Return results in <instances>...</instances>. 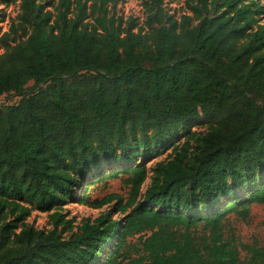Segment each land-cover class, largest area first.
I'll list each match as a JSON object with an SVG mask.
<instances>
[{
  "label": "trees",
  "instance_id": "obj_1",
  "mask_svg": "<svg viewBox=\"0 0 264 264\" xmlns=\"http://www.w3.org/2000/svg\"><path fill=\"white\" fill-rule=\"evenodd\" d=\"M119 1L19 0L6 28L0 7V264H264L224 233L264 204V0ZM108 179L126 193L91 198Z\"/></svg>",
  "mask_w": 264,
  "mask_h": 264
},
{
  "label": "rangeland",
  "instance_id": "obj_2",
  "mask_svg": "<svg viewBox=\"0 0 264 264\" xmlns=\"http://www.w3.org/2000/svg\"><path fill=\"white\" fill-rule=\"evenodd\" d=\"M185 1L186 0H164L165 8L170 13H175L176 16L179 17L185 11ZM0 7L5 8L6 14L3 17L4 21L1 24L4 28H6L9 19L16 17L19 12V0L16 2H10L8 5L3 3V0H0ZM116 11L125 17H136L139 22H143L146 15L142 0H120L116 5ZM262 21L264 22V18ZM18 99L19 97L13 94H3L0 96V106L15 103ZM190 127L192 131L197 133H202L206 130V124L202 120L191 121ZM170 149L171 147H168L154 158L148 159L146 164H151L156 160L165 158L170 152ZM147 184L148 181L145 183L144 187H146ZM83 187V183L80 184L78 188L79 193L82 191ZM88 191L91 198H100L111 192L125 194L126 188L123 187L119 179H108L106 181H100L96 184L89 185ZM63 208L64 212L68 214V218H73L74 222L78 223L82 218H95L109 207L105 205L101 208H93L88 205L72 201L64 205ZM118 216H120V213H115L113 218H117ZM27 222L37 228L51 227L47 212H41L39 210H33L31 215L28 217ZM224 233L225 236H229L232 240H234L240 248L241 260L246 257V252L243 248H241V244H252L257 242L260 245H264V204L252 205L250 214L246 219H241L233 213L229 214L225 221Z\"/></svg>",
  "mask_w": 264,
  "mask_h": 264
}]
</instances>
